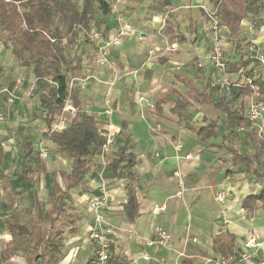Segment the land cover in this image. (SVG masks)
Instances as JSON below:
<instances>
[{
	"label": "crops",
	"instance_id": "crops-1",
	"mask_svg": "<svg viewBox=\"0 0 264 264\" xmlns=\"http://www.w3.org/2000/svg\"><path fill=\"white\" fill-rule=\"evenodd\" d=\"M106 1L109 13L104 16L94 6L90 31L74 37V48L70 58L66 48V58L76 68L69 72V79L90 76L84 88L77 86L79 106L88 109L103 134L108 127L118 129L108 158L121 145V132L129 135L128 151L135 156L130 174L120 170L112 176L107 169L109 174L103 177V236L111 254L123 264H220L221 260L264 264V203L247 201L264 189V148L246 135L254 134L247 127L230 134L226 115L217 106L220 103L246 118L252 94L243 85V76L264 78V65L254 58L264 55V0L246 5L236 37L231 38L229 30L221 27L225 64L228 68L238 62L248 64L228 72L209 59L211 32L203 7H211L210 0ZM112 38L120 42L110 45L106 61L98 63V44ZM8 41L0 40V141L4 150L0 206L7 209L0 220L10 214L3 197L6 179L20 193L13 205L35 204L37 191L28 184L47 172L32 174V158L39 153L46 165V147L56 149L44 138L49 125L47 110L40 102L44 91L32 66L19 65ZM5 89L15 98L2 91ZM105 98L112 109L110 116L103 113ZM70 100L73 104L71 96ZM208 125L213 126L214 134L201 136L200 130ZM242 158L250 165L241 162ZM100 163V155L94 157L81 183L69 191L75 204L83 200L85 204L69 218L78 226L69 228L71 246L59 264H86L94 256L96 242L89 238L93 216L87 202L96 194L99 174L95 178L94 170ZM24 171L26 179L21 178ZM127 184L133 187L137 202L133 218L124 210ZM219 191L225 192L223 201L216 198ZM156 228L169 232L165 245L149 244L156 237ZM223 233L233 241L230 254L222 257L213 241ZM251 234L256 247L245 246ZM9 239L2 222L0 250ZM13 257L19 260V255Z\"/></svg>",
	"mask_w": 264,
	"mask_h": 264
},
{
	"label": "trees",
	"instance_id": "trees-1",
	"mask_svg": "<svg viewBox=\"0 0 264 264\" xmlns=\"http://www.w3.org/2000/svg\"><path fill=\"white\" fill-rule=\"evenodd\" d=\"M216 8L217 23L229 30L231 38L236 37L241 20L246 16V5L259 0H210ZM94 6L105 16L109 13V3L106 0H0V28L6 33L7 39L14 46L13 53L19 65L32 66V72L38 86L44 91L40 97L41 105L47 110V123L54 115L61 112L62 106L68 96L69 78L62 71V65L72 73L75 67L69 66L66 58V47L63 40H69L90 31V21L94 17ZM57 20L62 24L57 28ZM246 63L238 62L231 66L232 71L246 68ZM228 64L223 70L230 71ZM253 84L258 87L259 94L264 99V78L251 76ZM74 78V77H73ZM246 89L251 91L249 86ZM75 107H80L77 101L78 88L73 86L70 92ZM226 115L225 126L234 133L239 127H247V119L238 111L217 104ZM201 136L214 134L213 126L208 125L206 130H200ZM252 137L261 148L264 140L252 133ZM122 143L117 148L114 157L106 156L108 164L104 169L111 170L112 176H117L120 170L126 175L134 164L135 156L128 151L129 135L121 132ZM44 138L50 141L59 153L71 157L68 173H61L66 181L67 190L78 186L81 177L91 165L92 159L99 156L100 147L104 142L103 132L97 127L96 120L88 114L78 113L66 128L58 132L46 131ZM4 158V150L0 141V167ZM241 162L250 165L247 158ZM101 167L94 170L95 178L98 177ZM32 174L44 175L47 168L39 153L32 158ZM22 179H26V172H22ZM31 180V179H30ZM55 182L49 189L47 207L41 202L22 206L13 205L16 196L20 195L13 189L10 179H6L3 186V197L10 210V214L3 219V229L10 235L5 247L0 250V261L3 264H13L10 258L13 255L25 256L27 264H59L63 258V230L66 223L67 206L65 204V191ZM127 202L124 206L128 217L137 214V202L131 185H126ZM97 193V191L95 192ZM260 200L264 203V189L257 195H252L247 201ZM233 237L227 233L219 234L214 238L213 245L223 257L230 254L229 244ZM109 256L105 264H123L117 261L107 246ZM92 259L86 264H91Z\"/></svg>",
	"mask_w": 264,
	"mask_h": 264
},
{
	"label": "built area",
	"instance_id": "built-area-1",
	"mask_svg": "<svg viewBox=\"0 0 264 264\" xmlns=\"http://www.w3.org/2000/svg\"><path fill=\"white\" fill-rule=\"evenodd\" d=\"M204 13L208 22L210 24L211 32V46L209 51V59L212 64L218 68L223 69L225 66V61L223 57V34L221 27L217 23L216 8L203 7ZM120 40L118 38H112L110 40H103L98 44L97 50V61L100 64H103L106 61V57L109 53L110 45L118 44ZM254 58L258 60L262 65H264V55L255 54ZM90 76L84 77H74L70 79L68 85V96L62 106L61 112L58 115H55L51 122L49 123L47 130L50 132H58L66 128L69 122L78 114L85 113L88 114L87 108L75 107L70 100V92L73 86L77 85L79 88H84ZM243 85H247L251 89L252 98L249 101V104L246 108L245 116L248 121L247 129L253 132L257 137L264 138V99L259 94L258 87L253 84V79L251 75L245 74L243 76ZM5 91L10 98H15V95L12 94L9 90ZM104 111L103 113L106 116L112 114V109L110 107V102L107 98L103 100ZM3 121V116L0 114V127ZM239 130H243L240 128ZM118 133V129L115 127H108L106 132L103 134L104 142L100 147V158H101V169L99 171V182L96 186L97 193L93 195L88 201V210L93 216V226L89 232V238L96 242L94 256L92 258L91 264H105L109 256L107 250V240L103 236V226H104V208L106 206V183L103 179L104 169L108 164L106 156L111 152L112 147L115 141V135ZM41 155H44V150L41 151ZM188 157V156H186ZM217 200L223 201L225 199V192L219 191ZM155 239L149 244L156 243L158 245H165L170 238L169 232L163 228L155 229ZM246 247H256L258 243L254 235H250L245 242ZM220 264H226L225 260H221Z\"/></svg>",
	"mask_w": 264,
	"mask_h": 264
},
{
	"label": "rangeland",
	"instance_id": "rangeland-1",
	"mask_svg": "<svg viewBox=\"0 0 264 264\" xmlns=\"http://www.w3.org/2000/svg\"><path fill=\"white\" fill-rule=\"evenodd\" d=\"M79 3V0H76ZM62 22L57 20V28H59L61 26ZM82 35L84 36V32L81 33V37ZM1 39H7V35L6 33H4L1 28H0V40ZM75 43L74 38H71L70 40H66L65 41V45L67 48V57L70 58L71 52L73 50V44ZM12 43L10 41H8V49L12 48ZM71 50V51H70ZM62 71L67 75V77L69 78V72L66 70V66L62 65ZM70 82V79H69ZM68 82V85H69ZM45 146V145H43ZM46 147V146H45ZM47 148V153L44 156V159L46 161V165H47V173L42 176V177H35V181L34 183L31 185L28 184V188H35V190L37 191V196H36V200H38L37 202H41L45 207H47V202H48V193H49V188L52 186L53 182L58 181L59 184L61 185V190L65 191V195H66V202H67V213H66V219L67 222L69 223L68 226L63 230V237H64V244L61 248V252L63 254V258L60 260L59 263H61L62 261H64V259L66 258L68 252H69V248L71 246L70 243H68L70 237H72L69 233L70 230L69 228L73 227L76 228L78 226V224L76 222L74 223H70L69 222V218L75 214L77 212V210L80 209L81 207H84L85 201H81V204L77 205L75 204L72 199L70 198V189L67 190V186H66V181L64 180V178L59 174V172H63L66 173L69 170V166H70V160L71 157L69 155H65V154H60L54 147L52 149H50L49 147ZM14 176H18L17 173H14ZM17 185H19L18 180L16 181ZM24 191H26L24 189ZM81 195H83V197H85L84 193H80ZM27 199V198H26ZM88 203V202H87ZM86 203V204H87ZM70 207H69V206ZM7 209L2 205L0 206V217L2 215H5V211ZM77 214V213H76ZM79 214V213H78ZM2 222L3 219L0 220V226L2 227ZM13 257V256H12ZM71 258V257H70ZM74 258V257H72ZM12 262H15L16 264H27V259L25 256H21L19 255V260L17 261V259L15 257H13V259L11 260ZM1 263V262H0ZM69 263V262H68ZM2 264V263H1ZM69 264H75L73 261H71V263Z\"/></svg>",
	"mask_w": 264,
	"mask_h": 264
}]
</instances>
